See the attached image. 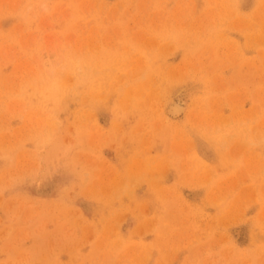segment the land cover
I'll list each match as a JSON object with an SVG mask.
<instances>
[{"label":"rangeland","instance_id":"374dc122","mask_svg":"<svg viewBox=\"0 0 264 264\" xmlns=\"http://www.w3.org/2000/svg\"><path fill=\"white\" fill-rule=\"evenodd\" d=\"M24 2L0 0V264H264V0ZM65 58L97 72L54 87Z\"/></svg>","mask_w":264,"mask_h":264},{"label":"clouds","instance_id":"9594fccd","mask_svg":"<svg viewBox=\"0 0 264 264\" xmlns=\"http://www.w3.org/2000/svg\"><path fill=\"white\" fill-rule=\"evenodd\" d=\"M43 12H47L48 5L42 0H25V2L16 10L15 16L24 23H32ZM49 65L45 71L48 73L49 80L54 87H59L63 81V77L67 75L75 76L79 83L90 80L97 72L91 63L83 59L71 60L65 58L63 63H54L46 61ZM71 145L65 143L55 132L44 136L36 145L38 153L48 158L50 161L68 162Z\"/></svg>","mask_w":264,"mask_h":264},{"label":"bare ground","instance_id":"6f19581e","mask_svg":"<svg viewBox=\"0 0 264 264\" xmlns=\"http://www.w3.org/2000/svg\"><path fill=\"white\" fill-rule=\"evenodd\" d=\"M182 107H180L179 106V104H177V103H172L171 105H170V107L168 108L169 109V115H172V116H174V115H176V114H179L181 111H182V109H181Z\"/></svg>","mask_w":264,"mask_h":264}]
</instances>
